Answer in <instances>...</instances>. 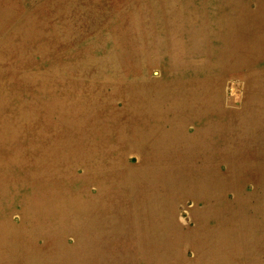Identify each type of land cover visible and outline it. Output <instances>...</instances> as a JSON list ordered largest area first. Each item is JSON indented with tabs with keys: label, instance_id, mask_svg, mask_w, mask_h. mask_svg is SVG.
Returning a JSON list of instances; mask_svg holds the SVG:
<instances>
[{
	"label": "rangeland",
	"instance_id": "rangeland-1",
	"mask_svg": "<svg viewBox=\"0 0 264 264\" xmlns=\"http://www.w3.org/2000/svg\"><path fill=\"white\" fill-rule=\"evenodd\" d=\"M0 264H264V0H0Z\"/></svg>",
	"mask_w": 264,
	"mask_h": 264
},
{
	"label": "bare ground",
	"instance_id": "bare-ground-1",
	"mask_svg": "<svg viewBox=\"0 0 264 264\" xmlns=\"http://www.w3.org/2000/svg\"><path fill=\"white\" fill-rule=\"evenodd\" d=\"M3 33L2 31H0V34Z\"/></svg>",
	"mask_w": 264,
	"mask_h": 264
}]
</instances>
